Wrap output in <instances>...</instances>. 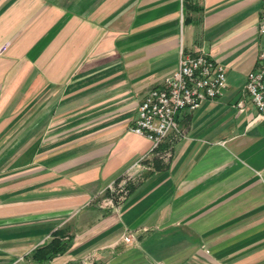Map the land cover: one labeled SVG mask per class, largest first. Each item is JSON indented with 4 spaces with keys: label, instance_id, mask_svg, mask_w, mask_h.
I'll use <instances>...</instances> for the list:
<instances>
[{
    "label": "crops",
    "instance_id": "1",
    "mask_svg": "<svg viewBox=\"0 0 264 264\" xmlns=\"http://www.w3.org/2000/svg\"><path fill=\"white\" fill-rule=\"evenodd\" d=\"M262 7L0 0V264H264V116L243 91ZM201 51L223 94L150 152L141 101Z\"/></svg>",
    "mask_w": 264,
    "mask_h": 264
},
{
    "label": "built area",
    "instance_id": "2",
    "mask_svg": "<svg viewBox=\"0 0 264 264\" xmlns=\"http://www.w3.org/2000/svg\"><path fill=\"white\" fill-rule=\"evenodd\" d=\"M260 17V31L264 32V0ZM227 86L226 67L201 51L196 56L183 54L178 70L161 86L154 87L141 101L132 131L151 140L150 152L156 151L172 130L177 129L176 115L181 109H196L205 100L219 97ZM258 109V117L264 116V48L258 66L249 72L243 88ZM239 107L244 108L240 102ZM114 194H119L111 187ZM125 192L121 187L118 192ZM114 198L108 204H113ZM131 242L130 234L124 236Z\"/></svg>",
    "mask_w": 264,
    "mask_h": 264
},
{
    "label": "trees",
    "instance_id": "3",
    "mask_svg": "<svg viewBox=\"0 0 264 264\" xmlns=\"http://www.w3.org/2000/svg\"><path fill=\"white\" fill-rule=\"evenodd\" d=\"M62 248L63 247H62L60 241L56 238L51 243H49L48 245H46L45 247L39 249L35 253L34 256L39 261H44V260L49 259L53 255V253H56L58 251H61Z\"/></svg>",
    "mask_w": 264,
    "mask_h": 264
}]
</instances>
